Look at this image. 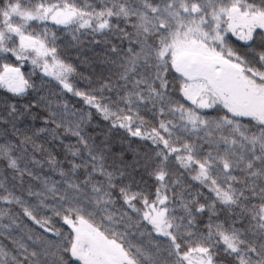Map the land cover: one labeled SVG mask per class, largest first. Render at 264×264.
Here are the masks:
<instances>
[{"label":"snow or ice","instance_id":"6c2138e0","mask_svg":"<svg viewBox=\"0 0 264 264\" xmlns=\"http://www.w3.org/2000/svg\"><path fill=\"white\" fill-rule=\"evenodd\" d=\"M0 264H264V0H0Z\"/></svg>","mask_w":264,"mask_h":264}]
</instances>
